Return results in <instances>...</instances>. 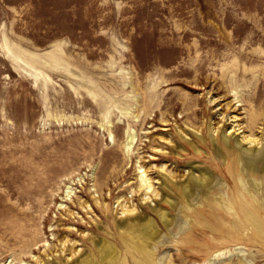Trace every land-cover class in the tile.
I'll return each mask as SVG.
<instances>
[{
    "label": "rangeland",
    "instance_id": "rangeland-1",
    "mask_svg": "<svg viewBox=\"0 0 264 264\" xmlns=\"http://www.w3.org/2000/svg\"><path fill=\"white\" fill-rule=\"evenodd\" d=\"M223 65L237 72V100ZM255 109L264 114V0H0V264H42L35 255L57 264L65 238L75 243L66 258L82 250L70 263L84 252L98 258L106 239L121 250L118 264H135L118 228L126 207L156 223L162 264H207L211 252H223L215 264H264V238L234 237L211 218L187 232L183 222L190 171L214 173L207 194L229 175L210 127L225 130L237 115L250 133ZM179 129L200 131L205 141L189 139L200 153ZM139 165L155 194L140 189Z\"/></svg>",
    "mask_w": 264,
    "mask_h": 264
},
{
    "label": "bare ground",
    "instance_id": "bare-ground-1",
    "mask_svg": "<svg viewBox=\"0 0 264 264\" xmlns=\"http://www.w3.org/2000/svg\"><path fill=\"white\" fill-rule=\"evenodd\" d=\"M56 46H58V45L56 44ZM18 48H19V46H18ZM21 48H20V51H23V49L21 50ZM23 52H26V51H23ZM27 52H28V50H27ZM52 52H53V50H52ZM30 53L28 52V54H30ZM35 53H37V52H35ZM35 53H34V55H35ZM42 55H45V54L41 53L40 56H42ZM48 55L49 54H47V56H46L47 59H48ZM29 56L32 59L31 54ZM40 56H38V57L41 59ZM22 57H23V55H22ZM36 57H37V55H36ZM36 57H34V58H36ZM23 58H25V57H23ZM52 59L56 60L57 55H56V57L53 56ZM52 59H51V61H52ZM59 59H61V57ZM54 60H53V62H54ZM22 61H24V60H22ZM49 61H50V59H49ZM36 62L38 63L39 61L36 60ZM74 65H76V64H74ZM61 66H62V64H61ZM100 66H102V65H100ZM225 67L228 71V76H230V77H228V79H230V82H229L230 83V91L234 93V95L236 97L235 99L237 100L240 98V94L242 95V93H241L242 91L240 89L241 85L238 83L239 80H237V77H236L237 72L234 69L228 68L226 65L223 67V71H225ZM225 74H226V72H224L223 75H225ZM165 82H167V81L165 80ZM160 85H161V82L157 81V84L155 86L154 85L153 86L156 90L158 88V86H160ZM98 88L100 89V87H98ZM94 89H96V88L94 87ZM130 92H132V91H130ZM91 93L97 94V93H93L92 91H91ZM253 96H255V95H253ZM155 98L156 97H153L151 95L149 97V99L151 101L150 103H153ZM184 99H185V97H184ZM253 99H255V98H253ZM212 102L214 103V100H212ZM146 105H148V102L146 103ZM144 109L142 108V110H144ZM147 109H149V108H147ZM256 110L257 109H255V111H253L249 116L250 125L248 124V126L251 128L250 133H246L245 130H242L243 126H242V123L239 122L240 119L237 115L236 116L233 115L231 117V119H232L231 125L228 126L225 130H223L224 128L221 129L220 127H215V126L210 127V135L209 136H210L212 142L215 144H220L221 147L226 151V153H222L219 145H217L216 149L218 150V154L221 157V160L223 159L224 163L226 164L229 175L225 174L226 175L225 180L224 179H218L217 182L219 183V186L221 187V189L219 188L220 190L218 192L212 191L211 193L207 194L206 192H204V189L206 187H210V185L214 181H216V176L214 175V173L212 171H210L209 168L208 169L207 168L201 169L199 171V175L196 174L194 171H192V172L190 171V174L186 180V185L183 186V189L185 192V199H186V220L183 219V222H184V224H186V232L195 223L207 222L208 219L211 218V220L217 221L219 223V226L220 225L221 226L229 225V228H228L229 234L234 236V237H240L247 232H252V234L255 237L261 238V239L264 238V128L262 131V135H260V136H257L254 132V129L256 127H260L259 124L264 126V114L261 112L258 113V111H256ZM107 112H106V114H107ZM126 113H129V112H126ZM129 114H131V113H129ZM106 116H108V115H106ZM177 126H179V125H177ZM180 128H182V127H180ZM178 131L182 134L181 135L182 138L184 140H186L187 142H189L195 148V150L197 152H199V153L201 152V149L198 146L196 141H189L190 136H192V134H193V136H196L199 139V141H201V142L205 141V138L203 137V135L200 133L199 130L198 131L195 130L196 133H192V131L190 132L188 130H184L182 132L181 129H179ZM135 135H136L135 133L132 134V133L128 132V141H126V143L124 145L126 152L129 155L131 154V152L133 151V149L137 143V141H135V138H136ZM167 140H168V138H167ZM143 166L142 165L137 166L139 169V177H138V179L140 181L139 187H140V189L146 190L147 193H154L155 194V192H157V189H155V186H154L151 178L149 177V175L147 174V171L143 168ZM219 178H220V176H219ZM195 187H196V189H198V193H199L198 197L194 196L195 195V191H194ZM144 190H143V192H144ZM73 191H74L73 186L68 185L67 191H66V196L68 198L71 197ZM74 194L75 193H73V195ZM156 194L158 195V193H156ZM62 199H64V197ZM70 200H71V198H70ZM163 200H165L166 202L169 201L168 197L166 198V196L163 197ZM182 202H184V201H182ZM59 206L63 207L64 205H63V203H60ZM206 209H209V211L212 212L209 217L206 215H201ZM61 210H62V208H61ZM63 210H64V208H63ZM154 210L160 215L165 226L169 227V226H172L174 224V219L172 217L170 218V215L160 207V203L157 205L156 209H154ZM135 211H136V208L131 209L129 207H126V209H124L122 214L129 215V216L125 221L120 223V225L118 226L122 241L125 244V247L127 249V253L132 254L135 264H162L164 261V256L162 258H160L159 260H157L158 258H156V256H157L156 255V248L161 242V232L157 229L156 223L154 222V220L152 218L148 217L147 215H138V216L134 217L133 214ZM182 211L184 212V210H182ZM27 217H28V215H27ZM179 223H180V221H179ZM35 225L38 226V224H35ZM207 225H208V223H207ZM15 226H16V224H15ZM10 228H11V226H10ZM211 228L214 229L216 227L212 226ZM21 232H22V230H21ZM37 233H40V232H37ZM174 235H176V234H174ZM17 238H19V237L17 236ZM39 239L40 238L38 237L37 240H39ZM37 240H35L34 245H39L38 243L40 241H37ZM26 241H27V239H26ZM59 241H60L59 243L61 245V248L58 247L60 249L55 250V252L57 254L56 257H54V255H52L53 261L57 260V264H62V256H65V264H118L119 259L121 258V256H120L121 250L119 251V249L113 244V242H110L106 239H102L97 243V251L99 254L98 258L94 254L84 252L80 255V257H78L76 260H74L73 263H70V260H72L75 255L81 253L82 250L81 249L75 250L74 254H69L68 258H66L67 257L66 252L69 250V247L73 246V244H75V243H74V241L72 242L71 240H69L67 238H65L64 240H59ZM19 244H21V243H19ZM27 246H29V249L31 250V252L35 251V250H32L33 244L29 245V243H28ZM43 246H45V250H44L45 252L50 251L51 244L47 240L44 241ZM26 251H28V250L26 249ZM58 252H60L59 255H58ZM24 253L25 252L22 250L20 255L22 256V254H24ZM222 253H217V252L212 253L211 252L209 254V257H208L209 259L207 261V264H215L216 261L218 259H220V256L223 255ZM47 256H48V258H50L51 254H47ZM33 257L36 259V261H39L42 264H54L52 261L43 259L40 256L35 255ZM125 259L126 258H124V260ZM17 260H18V262L13 263V260H12L9 264H32V263L25 261V259L23 257L17 258ZM59 260L61 261L60 263H59ZM171 263H172V261H171ZM125 264H127L126 261H125Z\"/></svg>",
    "mask_w": 264,
    "mask_h": 264
}]
</instances>
